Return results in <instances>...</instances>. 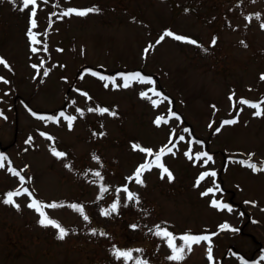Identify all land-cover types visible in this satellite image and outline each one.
<instances>
[{
  "label": "rangeland",
  "instance_id": "obj_1",
  "mask_svg": "<svg viewBox=\"0 0 264 264\" xmlns=\"http://www.w3.org/2000/svg\"><path fill=\"white\" fill-rule=\"evenodd\" d=\"M20 7L0 0V58L9 65H0L8 81H0V264H125L113 249L132 252L127 264H264V171L241 163H264V114L240 103L264 113V0H37L36 44L27 33L31 6ZM165 32L174 35L160 40ZM136 73L144 82L124 87ZM133 145L171 148L160 162L173 179L155 166L142 185L129 179L155 161ZM124 187L138 202L117 191ZM25 188L14 197L19 210L3 203ZM32 200L67 231L63 240L39 224ZM117 201L116 212L102 214ZM157 226L177 246L180 231L210 241L172 261Z\"/></svg>",
  "mask_w": 264,
  "mask_h": 264
},
{
  "label": "snow or ice",
  "instance_id": "obj_2",
  "mask_svg": "<svg viewBox=\"0 0 264 264\" xmlns=\"http://www.w3.org/2000/svg\"><path fill=\"white\" fill-rule=\"evenodd\" d=\"M21 3H22V7L19 8L20 11H24L25 9H27V8H29L31 6V12H30V28H29V31H28V35H29V38H30L31 42L33 44H36V43H38V41L36 40V36L33 34L32 29L36 28V26H37L36 20H35L37 0H21ZM92 11H95V9H91L90 8V9H87V10H84V11H76L74 9H69V10L63 12L61 15L62 16H68V15H71V14H75L77 16H85L89 12H92ZM261 27L264 28V24H262ZM173 35L174 34L171 33V32H165L164 35L160 37V40H163L165 36H173ZM174 39H176L178 41L185 40V38L182 37V36H180V35H175L174 36ZM159 42L160 41L158 40L157 43H159ZM186 42L187 43H191V44H195L196 43V41H194V40H187ZM213 43H215V41H213ZM31 50H32L33 53H35V52H37L38 49L35 48V47H33ZM45 50H46V48H45ZM0 65H3L6 68L9 67V65L7 64V62L3 58H0ZM33 67L35 68L37 66L36 65H33ZM40 67H43V61L41 62ZM43 74L45 76H47L48 75V70H45ZM101 79H104V77H101ZM123 79L125 81V83L123 85L124 87H129L130 86L128 84V81H140V82H144V78L139 73H136V74L131 75V76H127L126 75V76L123 77ZM261 79L264 80V74L261 75ZM0 81H3L4 83H8V81L3 80L2 77H0ZM147 82L148 83H151L150 80L147 81ZM141 95L144 96L146 94L145 93H141ZM155 95L159 96L160 94L159 93H155ZM230 99H231V97H230ZM240 103H242V104H248L250 107L257 109V111L255 112V115H257V116H260V115L264 114L260 110V104H250L246 100H241ZM262 103H264V101H262ZM153 105L154 106L156 105V102L155 101H153ZM92 110L93 109H89V111H92ZM96 110L99 111V112H101V113H104V112H107L108 111L107 109H102V108H98ZM77 111H80V110L77 109ZM74 119H75L74 117H69L68 118L69 127H71V122ZM156 122H157V124H159L160 123V119L158 118ZM235 123H237V121L235 119L226 120V121L223 122V124H235ZM185 131H188V130L185 129ZM216 131L218 132V131H220V129L217 128ZM179 139L180 140H183L184 137L183 136H180ZM169 143H171V140L169 141ZM174 146L175 145H173V147ZM133 148L134 149H139L140 151H143V152H146L149 156L155 155V161L154 162H147L145 164L140 165L135 170L134 177L129 178V179H134L135 180V183L142 185L143 184V180H142V174H143V172L144 171L151 170V167L152 166L161 168L163 170V173H166L167 174V178L169 180L173 179L172 173L170 171H168V169L165 168L164 165L160 162L161 161V157L164 156L166 154V152H171L172 151L171 148H167V147L161 148L160 151L158 153H155V154H153L150 149L139 148L138 145H133ZM53 154L55 156H57V157H63L64 156V153L63 152H56V151H54ZM185 155H188L189 156V159H192V157L188 153H185ZM203 156L207 157V159L204 160V163L205 164H207L208 161H211L212 160V157L210 155H208L207 153H204ZM93 159H95L97 161L99 160V158L96 157V156H94ZM196 159L197 160H200V159H202V156L200 154H197ZM3 160H4V157L0 156V167H3ZM241 163L244 164L246 167L251 168L252 171H254V172H256V171H264V166L258 168L256 164L248 163L246 161H241ZM8 171L11 172L13 175H17V176L19 175L18 172L14 171L11 168H9ZM94 175L96 177H100L101 176L100 172H95ZM208 175L215 176L216 173L215 172H212V173H202L201 174V177H200V180L204 179V177L205 176H208ZM162 178H163V175H162ZM20 179H21V182H23L24 178L22 176L20 177ZM197 184H199V180L197 181ZM105 191H107V189L101 187V193L103 194V192H105ZM117 191H123V192L127 193V200H129V201L136 200L138 202V198L135 196L134 193L130 192L127 187H124L123 189H117ZM208 191L211 192L212 189H209ZM27 192H28V190L26 188L23 190V193H21L19 190L16 191V192H8L6 194V198L3 199V203L12 205L13 207L17 208V210H19L20 205L17 204L14 201V197L19 196V195H22V194L27 193ZM206 194L207 193H202V195H206ZM118 206H119V201L114 202V203H112L110 209L107 210V211L102 212V214L103 215H108L111 212H116ZM212 206L213 207H217V208H220V207L228 208V210L231 211V208L228 205H226V204L225 205H220L215 200L212 201ZM27 207L33 208L37 212H39L40 219H39L38 222H39V224L41 226H43V227L52 226V227H55V228L58 229V236H57L58 239L63 240L65 238V236L68 234L67 231L63 227H61L55 221L49 219L44 214V212L42 211V206L39 205V203L37 201L32 200L31 203H28ZM47 207L55 208V207H57V205L50 204V205H47ZM72 207L74 209L80 211L81 214L83 215V208L82 207L77 208L76 205H72ZM84 219L87 220L88 217L85 215L84 216ZM133 227H135V225H133ZM222 227L223 228H227V225H224ZM155 234L167 239L168 247L172 250V255L170 257H168V259H170L172 261H177V262L182 261L185 258L186 252H190L192 250V245L193 244H199L201 241H210V237L207 236V235H204V236H192V235H187L186 234V235H184V236L181 237V239L183 241V244L180 245V246H177L174 243V239L172 237V234L169 233L166 229L165 230H161L160 227L157 226ZM137 251L138 252H142L143 250L141 249V250H137ZM113 255L118 260L119 259H123L124 262H125V264H127V261L133 259L132 252L131 251H121V250L113 249ZM208 259H209V261H212V259H213L212 258V252H211V245H210V243H209V248H208ZM134 264H147V261H144V260H141V259L137 258L135 260Z\"/></svg>",
  "mask_w": 264,
  "mask_h": 264
},
{
  "label": "trees",
  "instance_id": "obj_3",
  "mask_svg": "<svg viewBox=\"0 0 264 264\" xmlns=\"http://www.w3.org/2000/svg\"><path fill=\"white\" fill-rule=\"evenodd\" d=\"M27 33H28V32H27ZM28 36H29V35H28ZM126 68H129V67H126ZM118 69H119V68H118ZM131 69H132V68L124 69V70H131ZM77 76H78V75H77ZM0 147H1V146H0ZM2 152H4V151H2ZM180 234L184 236V235H186V234L188 235V232H187V231H180ZM261 248H262L261 246L258 247V249H260L259 251H262V252H263V250H262ZM258 249H257V250H258ZM239 253H240V254H239V255H240V258H242L243 260H245V259H251V257L245 255V253L240 252V251H239Z\"/></svg>",
  "mask_w": 264,
  "mask_h": 264
}]
</instances>
